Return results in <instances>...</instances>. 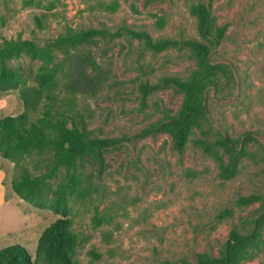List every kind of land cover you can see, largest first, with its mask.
<instances>
[{
  "label": "rangeland",
  "instance_id": "1",
  "mask_svg": "<svg viewBox=\"0 0 264 264\" xmlns=\"http://www.w3.org/2000/svg\"><path fill=\"white\" fill-rule=\"evenodd\" d=\"M200 3L0 0V18L7 23L2 34L38 46L35 55L7 61L19 84H59L56 97L30 111V119L44 110L59 126L120 140L54 173L50 150H28L22 164L30 175L45 178L48 202L63 195L51 209L14 193L11 181L22 169L0 155V250L19 244L35 257L44 229L67 216L80 264H201L220 257L234 227L252 241L239 264H264V202L238 204L240 197H264V0H212L214 29L226 30L207 58L181 43L211 44L193 11ZM91 28L117 35L84 45L99 64L100 85L75 105L61 91L65 52L52 43L69 29ZM125 28L180 43L154 51ZM198 72H218L220 82L195 93L205 114L180 149L172 120L187 95L176 80ZM24 111L18 90L0 94V118ZM228 210L232 217L223 216ZM92 251L102 258L94 260Z\"/></svg>",
  "mask_w": 264,
  "mask_h": 264
},
{
  "label": "trees",
  "instance_id": "2",
  "mask_svg": "<svg viewBox=\"0 0 264 264\" xmlns=\"http://www.w3.org/2000/svg\"><path fill=\"white\" fill-rule=\"evenodd\" d=\"M193 11L199 19L201 36L210 40L211 44L203 45L195 39L183 40L181 43L207 58L221 43L226 29L224 27L214 29L212 0H201L200 4L193 7ZM6 24V20L0 18V94L18 90L26 111L17 116L0 118V155L6 160L15 162L22 169L21 174L11 181L14 193L36 208L51 209L60 202L63 195L48 202L43 192L46 185L45 178L30 175L22 164L21 159L25 157L26 152L31 148L50 150L54 158L50 171L54 173L62 169L74 168L78 157L95 149L111 146L120 140L93 139L86 130L77 133L66 125L59 126L54 119L49 118L48 111L44 110L36 120L30 119V111L44 108L45 102L56 97L59 84H50L48 88L26 87L19 84L16 72L7 65V61L23 53L35 55L38 52V46L34 41L21 37L6 38L2 34V29L6 27ZM125 30L131 36L143 40L145 45L154 51H163L180 43L172 38L154 40L146 33L126 28ZM109 35L115 36L117 33L114 35L106 29L96 28L79 32L69 29L52 43L55 48L65 52L66 66L61 91L71 96L70 100L75 105H78L77 101L80 97L95 94L96 88L100 85L101 69L92 51L85 50L84 45L96 37ZM219 82L218 72L211 76L198 72L188 81L176 80V85L187 95V100L179 115L172 120L178 148L182 149L185 146L193 128L199 125V119L205 114L204 107L195 93L211 86L218 87ZM48 128H55L58 133L51 135ZM261 201L264 202V197L253 195L240 197L238 204L249 206ZM223 216L232 217L233 212L228 210ZM262 220L257 218L256 222L259 223ZM107 238L109 235L105 236L106 240ZM251 242L248 236L241 235L234 227L224 249L220 252V257L206 259L201 264H239L242 254ZM77 244L73 219L65 216L44 229L38 239L35 257L24 246L15 244L0 250V264H80L76 259ZM91 255L94 260L102 258V255L96 251H92Z\"/></svg>",
  "mask_w": 264,
  "mask_h": 264
}]
</instances>
